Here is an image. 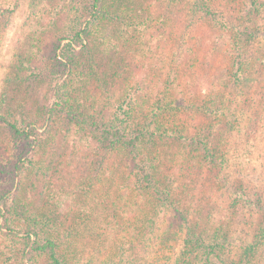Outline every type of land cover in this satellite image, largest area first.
Instances as JSON below:
<instances>
[{"label": "trees", "instance_id": "1", "mask_svg": "<svg viewBox=\"0 0 264 264\" xmlns=\"http://www.w3.org/2000/svg\"><path fill=\"white\" fill-rule=\"evenodd\" d=\"M27 2L0 99V264H264V183L225 172L236 129L261 128L244 111L264 101V0ZM19 5L0 0V37ZM210 39L224 64L193 67ZM104 180L125 241L93 222Z\"/></svg>", "mask_w": 264, "mask_h": 264}, {"label": "rangeland", "instance_id": "2", "mask_svg": "<svg viewBox=\"0 0 264 264\" xmlns=\"http://www.w3.org/2000/svg\"><path fill=\"white\" fill-rule=\"evenodd\" d=\"M27 5H28L27 0H20V5L16 8V11L11 18L10 24L8 25V27L4 31V34L0 37V99L2 97V92L4 90V87L6 85V77L8 75V72L10 71V63L15 59L16 47L18 46V43H19L20 33H22L23 24L25 22V18L27 16V14H28ZM187 6L188 5H185L184 3H182V5H180V8H181V10H185V12H186ZM181 12H182V15L180 17V21H179V23L176 24V25H180V27H182L181 30L178 31L179 35L183 31V29H184L183 27H185V25H186V22H185L186 14L183 11H181ZM164 13L166 14V11ZM167 15H170V13ZM182 25H184V26H182ZM165 26H166L167 30H169V26L168 25H165ZM157 27L158 26L154 27L156 29L155 34H156V32L159 31V30L157 31ZM200 27L201 26L199 25V28ZM202 28H200L199 30L195 29V32H194L195 35H197V33H198V36H199V33L202 30ZM213 28H215V25L213 26ZM189 32H190V30L186 28L185 32L182 33V37L180 38L181 39L180 45H181V49H183V51H181L180 54L177 56L178 63L184 62V60L187 58L188 50H189V41H190ZM190 34H191V32H190ZM157 35L158 34H156L155 36H157ZM193 37H194V35H193ZM200 40H201V38L199 36V38L197 39V41L195 40V42L197 44L199 42L202 43ZM172 41H173V43L176 42L174 39H172ZM220 42L221 41H219L218 39H216V40L210 39L205 45L206 48L209 49L210 51L207 52V51L203 50L204 49V47H203V49H202L203 53H201L202 57L194 58L193 63L195 65H193V67H197V65H198L197 63L201 64L202 62H205V65H211V64H213V60H217L218 61L217 65H221L223 63V61L221 59H219V56L217 55V57H215V59H214V54H212V49L215 47L216 44H219ZM108 44H109V42H106L105 46H107ZM263 91H264V89L260 90V92H263ZM260 95H261V93L258 95V97H260ZM28 97H30V95ZM28 97L25 98V102L27 101ZM38 97H39V94H37V98H35L34 102H33V107H35V108H37V105H38ZM249 103H250L249 105H251L252 101H249ZM262 105L263 106H261L259 111H257V112H256V109L254 108L255 106H251V109H252L251 113L248 112V110L244 111V118H245L244 120H246L247 124L249 123V119L252 117V115L258 116L257 122L259 121L261 124L260 130L256 131V133L253 136H248L249 133L247 131L245 132V134L243 136L241 131H240L241 128L236 129V131H235L237 133V134H235L236 137L234 138V140L236 141V144L233 145V152L230 156L231 158H230V161L228 164L229 167H228L227 171L225 170L227 176H229V178L231 179V182H233V180H235L237 177L243 175V176H245L244 179H246L248 184L251 186H252V181H254V182L261 181L264 183V101H263ZM21 106L24 107L25 103H23ZM243 107H247V106L244 105ZM22 109L20 111H23ZM209 121H210V119L206 118V117H202L199 120V122L201 124H207ZM194 122H196L198 124L197 120ZM63 125H64V122L62 120L57 119V128H62ZM220 129L222 131H224V126H221ZM71 130L72 129H70V132H71ZM70 132H67L65 135H68ZM219 133H220V130L216 132L217 135ZM245 137H247L248 141L245 140ZM1 139H2V137H1V131H0V149H1V144H2ZM74 151H75V149H74L73 145L70 148H68V146L65 147V145L63 144L59 155L57 154L58 156L54 160L58 161V163L61 161H64V159L66 160V157L63 156L60 159V155L66 154L69 156L68 162L71 163L72 159H75V153L76 152L74 153ZM64 165H65V163L63 164V166ZM51 171H53V170H51ZM72 173H75V171L70 173L69 171L66 170V168L65 169L63 168L62 175L65 178H68V181L70 180ZM210 180H211V177H209L207 175L205 177L206 187H205L204 193L202 190L201 193L197 195V198L201 199L202 203H204L206 201L204 199L205 197H208V196L211 197L212 195H214L213 190L210 189L211 188ZM227 180L229 181L228 178H227ZM98 186H99L98 197H97V200L93 204L95 207L93 222L98 224V227H99L98 230H100V232H102L101 240L107 241V244L112 243L113 237H116V240L125 241L126 236H129V234H130L129 231L128 232L127 231L115 232L113 230V228L110 227V225L108 223L109 220H107V219H110L109 213L107 212L108 211L107 207L114 200L112 195L114 194L115 196H117V193L115 192L114 188L110 185V183L107 180L100 182ZM203 194L205 195V197ZM71 195H73V194H71ZM65 199H67V198H62L63 201H65ZM85 200H87V199H85ZM89 200H91V199H89ZM60 209H62V206H60ZM72 211H73V209L69 212L67 217H70V213ZM92 215H93V213H92ZM127 216L130 217L129 212H127ZM180 248H181V246H179V245H177L176 248H173L177 252L176 254L173 251H169V249H167V251L165 253L169 257L175 258L177 255L180 254ZM162 252L163 251L159 252V254L162 257H164ZM166 259L167 258L163 259V260H165L164 262H167Z\"/></svg>", "mask_w": 264, "mask_h": 264}]
</instances>
